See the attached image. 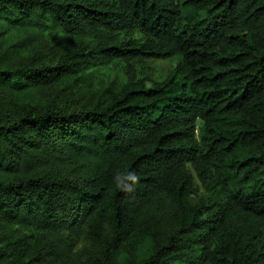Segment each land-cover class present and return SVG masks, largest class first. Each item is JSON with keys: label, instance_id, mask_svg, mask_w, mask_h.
Wrapping results in <instances>:
<instances>
[{"label": "trees", "instance_id": "trees-1", "mask_svg": "<svg viewBox=\"0 0 264 264\" xmlns=\"http://www.w3.org/2000/svg\"><path fill=\"white\" fill-rule=\"evenodd\" d=\"M0 264H264V0H0Z\"/></svg>", "mask_w": 264, "mask_h": 264}, {"label": "rangeland", "instance_id": "rangeland-1", "mask_svg": "<svg viewBox=\"0 0 264 264\" xmlns=\"http://www.w3.org/2000/svg\"><path fill=\"white\" fill-rule=\"evenodd\" d=\"M179 61V57L166 60H151L145 63V66L142 67L141 71L143 72V75L146 74L151 80H163ZM113 78H116L118 81L123 79L122 71L117 67L102 70L98 76V79H103L105 81V85ZM147 85L151 86L152 81H148Z\"/></svg>", "mask_w": 264, "mask_h": 264}]
</instances>
